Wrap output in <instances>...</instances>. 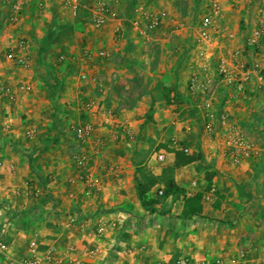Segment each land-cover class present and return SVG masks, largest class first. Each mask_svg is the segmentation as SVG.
Returning a JSON list of instances; mask_svg holds the SVG:
<instances>
[{
	"label": "crops",
	"instance_id": "crops-1",
	"mask_svg": "<svg viewBox=\"0 0 264 264\" xmlns=\"http://www.w3.org/2000/svg\"><path fill=\"white\" fill-rule=\"evenodd\" d=\"M10 1L0 0V84L15 94L13 100L0 95V203L11 207L14 203L17 211L21 206L18 196H29L24 201L27 217L16 216L19 229L3 224L13 259L27 256L29 239L36 231L39 250L55 245L64 254L72 246V255L83 264H159L185 255H244L245 264H264V93L255 86L243 94L236 92L214 72L225 52L238 50L242 60L257 62L264 73V39L259 50L244 48L246 36L257 26L259 13H264V0H200L196 15L186 19V26L176 31L178 36L154 42L149 35L142 38L146 32L141 22L137 28L133 24L131 32L121 17L126 13L121 6L127 0H120L122 4L113 5L112 15L102 29L110 35L119 27L133 37L131 44L125 40L118 46L111 39L105 40L109 58L102 73L105 87L100 99L104 103L91 101V107L80 112L78 98L83 90H79L82 88L75 77L67 76L65 81L71 80L73 88L65 85L62 90L57 108L61 113L55 125L56 102L51 101L45 74L37 70L36 63L42 55V61L52 62L53 53H73L83 45L87 47L85 52L96 53L98 50L88 49L83 41L98 40L95 42L99 44L101 37L82 31L90 24L85 4L73 15L62 0H44L43 14L32 5L13 25L8 19ZM211 1L218 2L221 11L214 19L212 43L203 49L210 63L204 70L199 63L203 50L197 42L199 18L195 16H206ZM49 23L58 26L64 35L55 52H48L45 58L46 51L37 55L35 42L46 43L43 28ZM28 30L30 52L18 43L19 33ZM67 33L71 41L65 38ZM128 45L132 48L125 54ZM156 48L168 56H153ZM10 54L26 56L28 66H15ZM94 59L84 58V63ZM117 63L125 66V73H112L110 69ZM193 74L202 80L211 79L206 92L194 95L188 90ZM21 86L31 88L33 94L19 90ZM162 87L169 89V105L164 102ZM208 100L209 111L216 117L211 136L202 130L208 112L203 102ZM109 109L122 111L119 121L136 129L133 141L122 136L117 140L113 135L111 122L105 119ZM148 111H152L149 119L145 116ZM221 113H227L229 124L239 127L256 143V154L239 163L232 161L225 152L226 131L218 121ZM87 122L106 145L94 167L97 190L90 195L85 193L72 161L78 151L77 141L68 133L73 125ZM30 130L35 131L32 138L27 134ZM49 130L51 134L45 138ZM95 134L91 137L96 138ZM55 139H59L57 143H53ZM159 144L170 150L187 148L188 154L199 155L197 161L174 171V181L189 195L203 191L209 175L211 191L223 196L216 209L212 207L216 202L212 192L204 196L202 218L183 221L179 217L182 199L172 196L159 198L153 213L141 207L136 181L149 175L161 180L163 170L174 163L173 152L158 148ZM159 155L162 160L157 159ZM46 176L50 177L48 183ZM26 181H34L37 199L33 200L32 192L26 189ZM161 188L159 183L151 194ZM25 234L30 235L27 241ZM86 248H94L96 253L89 255Z\"/></svg>",
	"mask_w": 264,
	"mask_h": 264
},
{
	"label": "built area",
	"instance_id": "built-area-1",
	"mask_svg": "<svg viewBox=\"0 0 264 264\" xmlns=\"http://www.w3.org/2000/svg\"><path fill=\"white\" fill-rule=\"evenodd\" d=\"M120 0H62L65 9H68L73 15L77 14L82 4L88 7L90 13L91 25L94 29H101L109 20L113 12V5ZM34 5L38 12H43L45 9L44 0H11L10 1V24L19 23L23 11ZM221 8L218 2H212L209 13L206 16L200 17L197 24V42L202 50L206 49L212 43V32L214 29V19L220 14ZM150 20L145 25V32H152L160 24V16L151 15ZM140 25L139 21L134 22L137 28ZM264 37V15L258 17L257 26L246 36L244 40V48L246 50H258L261 46ZM200 55L199 63L202 69H207L210 66L209 57L205 51ZM12 62L20 67H27L28 60L26 56H13ZM92 57L102 59L106 57L104 50L92 53L84 52L83 58L90 60ZM74 59H72L73 61ZM71 60L68 63L72 62ZM215 75L226 86L232 88L236 92L243 94L250 86H255L257 90L264 91V73L257 62L247 63L242 60L241 53L238 50H229L225 52L218 60L215 69ZM85 76H82L84 78ZM211 85L209 77L204 80L198 75H191L188 80V90L192 94L197 92H206ZM29 87L21 86L19 90L29 91ZM0 95L7 97L9 100L15 98V94L9 88L0 84ZM210 100L203 102L204 108L208 112L203 122L202 130L207 136H211L215 131L216 117L212 111H209ZM86 109L91 107L90 103L85 105ZM219 123L224 128L225 132V152L230 156L234 163H239L243 159L249 158L259 151L256 143L250 141L245 133L234 125L229 124L227 113H221L218 118ZM93 128L88 123L79 125L75 130V139L78 144V151L72 155V161L79 177L83 183L84 191L87 195L94 193L97 190V180L94 175V167L96 162L102 156L105 148V143L99 139L93 140ZM35 131L30 130L27 134L29 138L34 136ZM185 153H188L187 148H183ZM162 160V156L157 157ZM1 165V163H0ZM194 185V183H193ZM158 194H162L159 190ZM83 229V228H82ZM6 227L0 228V264H83L79 259H76L72 253V246L67 248V252L61 254L55 245H50L43 250L38 248L37 232L34 231L28 242V254L22 260H14L10 254L9 245L5 239ZM86 253L93 255L96 253L94 248H86ZM245 256H202L200 258L191 255L181 256L169 261H162L159 264H245Z\"/></svg>",
	"mask_w": 264,
	"mask_h": 264
},
{
	"label": "rangeland",
	"instance_id": "rangeland-1",
	"mask_svg": "<svg viewBox=\"0 0 264 264\" xmlns=\"http://www.w3.org/2000/svg\"><path fill=\"white\" fill-rule=\"evenodd\" d=\"M200 2V0H127L126 3H121L117 2V5H121L122 10H124L126 13H124L123 15H121L123 22L126 23L127 27L130 28V30L132 29L131 27L134 24V20H138L139 22H141L142 27L145 28V25L148 23V21L150 20V16L151 15H158L160 16V24L154 29L152 30V32L150 33H145V35H143L142 38H147V35H149V38H153V42L155 40H166L167 38H169L170 35H179L180 33H177L176 31H180L182 28H184L185 25V21L187 18L196 15V7L198 5V3ZM212 2H216V1H211L208 4H212ZM118 8V7H117ZM120 8V7H119ZM118 8V9H119ZM210 8V7H209ZM117 9V10H118ZM136 10V11H135ZM45 12V10L43 12H41L42 14ZM135 12V13H134ZM137 12V13H136ZM262 12V11H261ZM259 13V16H261L262 14L264 15V13ZM87 20L90 23L89 25H87L85 27V29H82L83 33L87 32L92 33L93 35L97 36L98 38H100L101 43L96 44V42L98 43L99 41L95 40L93 41V43H89L91 42L89 39V42H85V40L83 41V43L88 44L89 47L88 49L91 50H104L105 53H108V49L105 48V40L107 39H111V41L113 42L114 45H117L120 42L123 41H128L129 44L130 43V38L133 37L131 36V32H125V34L122 32L121 29H119V27H116L114 29V31H111V34L109 35L107 32H109L107 29L105 31V29H93L92 25H91V19H90V13L87 10ZM258 16V17H259ZM195 18H200L195 16ZM15 25V24H13ZM118 26V25H117ZM44 30L45 34H46V43L41 44V42H35V45L37 47V49H35L37 51V55L39 54H44L45 51L47 53H45V58H48V54L50 52H55L54 50L56 49V46L59 44V41L61 36L64 35L63 32L61 31V29H59L58 26L53 25L52 23H49L48 25H46ZM111 30V29H110ZM129 31V30H128ZM30 31H26L25 34H21L19 33V37H18V43H20L23 48H26L25 51L30 52ZM169 33V34H167ZM134 38H138V36H136L135 33H133ZM69 37V34L67 33V35L65 36V38ZM70 41L72 40L71 38H68ZM264 39V37H263ZM263 41V40H262ZM87 47L86 46H81L79 50L74 51L73 53L67 52V51H57L55 54L53 53V55L51 56V59L53 60L52 62H45L42 61V56L39 60V62L36 63L37 65V70H40V72L42 74H45V78L48 82V89L51 93V101L52 102H56L54 105V119L52 121V124L55 125V122H57L58 118L60 117L59 114L61 113V108H59V110H57L58 108V102L59 99L62 95V90L64 88V86L66 85L67 87L72 86V83L70 82L71 80H67V76L70 77H75V81L78 82L79 86H81L82 89H79L80 91H82V93L80 92L79 94V98H78V108L80 109V112L82 110V108H85V105L87 103H90L91 101L93 102H97L99 100V104H102L104 102H102V100L100 99L101 97V93L103 92V89L105 87L104 83H103V79H102V73H103V66L106 63V61L108 60V55L106 54V57L102 58V59H94L90 64H85L84 63V52L85 49ZM132 45H128L126 48H124V53L125 54H129V51L131 50ZM259 50V49H258ZM49 52V53H48ZM116 54L119 55V50L118 47H116ZM122 54V52H121ZM124 54V56H125ZM148 54V53H147ZM149 55H151V53H149ZM153 56H162L164 55V57H167V54H163L162 50L156 48L155 52L152 54ZM34 56V55H33ZM72 59H74L72 61ZM72 61L71 63H68L69 61ZM90 61V60H89ZM143 63H145L143 61ZM146 65V64H145ZM16 66V65H15ZM131 67V66H130ZM142 67H146L144 66V64L142 65ZM125 66H119V64L117 63L115 66L111 67V71L112 73H114L115 71L117 72H122L125 73ZM82 76H85L84 78H82ZM135 82H137L136 80H134ZM2 85V84H1ZM73 88V86H72ZM86 88V89H85ZM89 88V91H88ZM94 91V92H93ZM260 91V93H264L263 90H258ZM87 92V93H86ZM33 94V90H30L26 92V94ZM121 112L118 109H109L108 112H106V117L105 119H109L111 124H110V128L112 130H114L115 132H113V135L117 138L119 137H123L126 140L129 141H133L135 139V130L134 127H131L130 125H128L126 122H120L119 120L121 119ZM151 113L152 111H148L145 116L147 119H149V117H151ZM95 115H98V113H95ZM64 118V117H62ZM88 123V122H87ZM78 126L77 125H73V127L70 129L69 136L75 139V130ZM93 128V127H92ZM53 127L50 129L52 130ZM50 130L48 131V133L45 134V138H47V136H49L51 134ZM119 132V133H118ZM93 134H95V131H93ZM92 134V135H93ZM96 136V134H95ZM93 140L95 139H99L101 140L99 137L96 136V138L91 137ZM59 139H55L53 141V143H57ZM46 181L47 183L50 181V177L46 176ZM27 183H25V187L27 190H30L32 193V198L33 200L37 199L39 197L38 192H36L34 190V181L33 184L30 181H26ZM10 194V193H9ZM36 194H38L36 196ZM22 195V196H20ZM18 197L20 198L21 202L19 203V206L17 211H16V205L13 203L12 207L10 206V204L5 205L4 203H0V228L3 224H6L7 226H9V228H11L12 230H18L19 229V223H16V216L20 217V216H26V212L28 211V207L26 206V204L24 203V201H26L29 196L26 195V193H22L20 194ZM18 206V205H17ZM27 217V216H26ZM8 230V231H12V230ZM30 237V235L25 234V239L26 241L28 240V238ZM24 257H20L17 259V261L22 260Z\"/></svg>",
	"mask_w": 264,
	"mask_h": 264
},
{
	"label": "trees",
	"instance_id": "trees-1",
	"mask_svg": "<svg viewBox=\"0 0 264 264\" xmlns=\"http://www.w3.org/2000/svg\"><path fill=\"white\" fill-rule=\"evenodd\" d=\"M98 59V58H97ZM162 94L164 102L169 105L171 103L169 98V89L162 87ZM158 148H163L167 151H171L174 154V163L171 167H167L163 170L162 179H158L152 175L145 177L142 180L136 181V191L140 201L141 207L153 213L156 211V205L159 203V198L172 196L182 199V209L179 217L184 221L185 219H190L192 217H203V201L206 193L212 192V182L209 175L206 176L207 185L203 191H198L193 194H187L185 189L179 187L174 181V171L178 168L184 167L188 164H191L199 159L197 154H188L179 150H170L167 149L165 144H159ZM161 183L162 188L158 189L154 195L151 194V190ZM161 190L162 194H158V191ZM212 194L216 197V202L213 204V208L216 209L223 196L218 191H213Z\"/></svg>",
	"mask_w": 264,
	"mask_h": 264
}]
</instances>
